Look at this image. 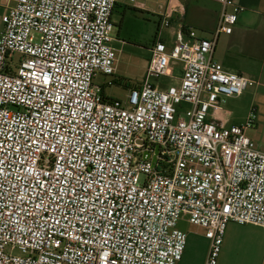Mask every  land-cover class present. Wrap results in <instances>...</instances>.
Masks as SVG:
<instances>
[{
	"label": "built area",
	"instance_id": "2783aa9c",
	"mask_svg": "<svg viewBox=\"0 0 264 264\" xmlns=\"http://www.w3.org/2000/svg\"><path fill=\"white\" fill-rule=\"evenodd\" d=\"M214 1L203 38L184 26L163 35L185 15L179 0H128L159 12L144 78L124 101L94 83L116 71L118 0H16L1 16L0 264H179L182 220L204 231V264H217L229 222L264 228V151L246 135L255 114L227 125L223 107L256 82L213 58L244 8Z\"/></svg>",
	"mask_w": 264,
	"mask_h": 264
},
{
	"label": "crops",
	"instance_id": "0c3cea01",
	"mask_svg": "<svg viewBox=\"0 0 264 264\" xmlns=\"http://www.w3.org/2000/svg\"><path fill=\"white\" fill-rule=\"evenodd\" d=\"M15 1L0 0V31L1 16L15 5ZM179 1L185 6V15L175 20L171 29L167 30L170 31L168 34L184 26L196 30L199 37L209 38L218 23L220 7L217 2ZM235 1L244 10L238 15L231 34L219 36L213 58L226 71L256 82L241 95L226 98L223 107L229 114L227 125H242L250 112L255 114L253 126L246 131V135L257 149L264 151V0ZM131 8L136 9L128 0H118L111 21L117 12L123 15ZM136 10L156 17L159 12L154 2ZM188 225L185 229L186 245L179 264H204L208 240L201 228ZM217 264H264V228L229 222L223 234Z\"/></svg>",
	"mask_w": 264,
	"mask_h": 264
},
{
	"label": "rangeland",
	"instance_id": "374dc122",
	"mask_svg": "<svg viewBox=\"0 0 264 264\" xmlns=\"http://www.w3.org/2000/svg\"><path fill=\"white\" fill-rule=\"evenodd\" d=\"M112 23V36L119 39L111 44L117 50L116 71L112 76L97 74L94 83L102 87L108 98L124 101L129 89L137 87L142 82L150 57L148 48L155 41L158 19L156 16L129 9L123 15L119 12L114 14ZM163 33L166 36L170 31L164 30ZM18 58L19 55L14 54L13 59ZM174 65L177 68L176 74L179 75L181 64L174 63ZM152 81L157 80L153 78ZM158 82L164 85L177 83L176 80L167 77H160ZM187 226L189 225L184 220L178 222L177 225L178 229L183 232Z\"/></svg>",
	"mask_w": 264,
	"mask_h": 264
},
{
	"label": "snow or ice",
	"instance_id": "6c2138e0",
	"mask_svg": "<svg viewBox=\"0 0 264 264\" xmlns=\"http://www.w3.org/2000/svg\"><path fill=\"white\" fill-rule=\"evenodd\" d=\"M33 75H35V74H33ZM48 82V77L47 76H45L44 77V83H47ZM57 99H61V97H59V96H57L56 97ZM50 128H51V135L53 136V138L55 139V137H56V134L58 133V132H60V129L58 128V127H56V124L54 123V124H52L51 126H50ZM65 131H67V129H65ZM41 135H43V136H47L48 135V133H40ZM89 135H91V133H89ZM65 138H64V136H60L59 137V140L60 141H62V140H64ZM37 143V141L36 140H33L32 141V144H36ZM48 147H50V148H52V150H54V151H57L58 153H59V149H56L55 147H54V144L52 143V142H48ZM91 147V146H90ZM101 147H103L102 145H101ZM79 149L78 148H75L74 150H73V155L75 154V151H78ZM61 158H64L63 156L61 157ZM68 163L71 165L72 164V161L71 160H68ZM73 166H75V165H73ZM64 175V172H61V176H63ZM67 175L69 176V177H71L72 176V173L71 172H68L67 173ZM77 182L79 181V176H77ZM86 183H87V181H86ZM40 186V188H43L44 187V185L43 184H40L39 185ZM55 186V184L54 183H50L49 184V188H51V187H54ZM89 187H91V184H89ZM63 193V189L61 188V189H59L58 191H57V193H56V196L58 197V196H60L61 194ZM56 197H53V199H55ZM226 211H227V209H225Z\"/></svg>",
	"mask_w": 264,
	"mask_h": 264
},
{
	"label": "trees",
	"instance_id": "16d2710c",
	"mask_svg": "<svg viewBox=\"0 0 264 264\" xmlns=\"http://www.w3.org/2000/svg\"><path fill=\"white\" fill-rule=\"evenodd\" d=\"M131 10L137 11L136 9L131 8Z\"/></svg>",
	"mask_w": 264,
	"mask_h": 264
},
{
	"label": "water",
	"instance_id": "95a60500",
	"mask_svg": "<svg viewBox=\"0 0 264 264\" xmlns=\"http://www.w3.org/2000/svg\"><path fill=\"white\" fill-rule=\"evenodd\" d=\"M155 159H153V162H154Z\"/></svg>",
	"mask_w": 264,
	"mask_h": 264
}]
</instances>
